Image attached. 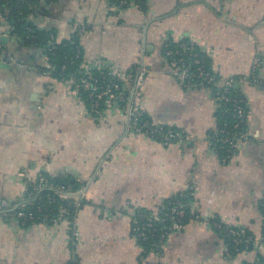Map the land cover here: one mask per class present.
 I'll return each instance as SVG.
<instances>
[{
  "label": "crops",
  "instance_id": "crops-1",
  "mask_svg": "<svg viewBox=\"0 0 264 264\" xmlns=\"http://www.w3.org/2000/svg\"><path fill=\"white\" fill-rule=\"evenodd\" d=\"M34 20L57 43L75 35L83 63L123 74L147 69L142 110L155 126L190 138L164 144L132 130L123 108L94 117L70 81L53 78L41 50L13 37L0 51V264H253L264 246L232 252L215 227L259 238L264 226V93L237 85L244 136L227 158L210 142L219 102L211 89L182 86L163 48L191 42L220 80L264 82V0H108L40 3ZM256 67L253 70L254 62ZM65 178L83 194L52 224H21L14 208L41 176ZM184 195L192 216L158 252H144L133 224ZM194 217V218H193Z\"/></svg>",
  "mask_w": 264,
  "mask_h": 264
},
{
  "label": "built area",
  "instance_id": "built-area-1",
  "mask_svg": "<svg viewBox=\"0 0 264 264\" xmlns=\"http://www.w3.org/2000/svg\"><path fill=\"white\" fill-rule=\"evenodd\" d=\"M117 1L119 6H128L132 2L128 0ZM41 2L43 3V1ZM12 30L13 26L8 23L7 16L0 10V51L2 37L10 36L15 40H19L12 35ZM27 32H30L29 29H27ZM30 37L34 38V36ZM163 56L171 76L178 80L182 86L203 85L209 89L215 83H219L220 87L222 86L220 91L217 90L213 93L220 105L225 104V111H230L233 117L237 119L232 128H238L240 123L244 121L246 111L244 100L231 95V88L250 79L254 84L258 83L259 88L264 93V82L258 81L254 77L218 79L210 69L206 68L204 58L187 42H178V49L174 50L166 46ZM255 63L256 61L254 62L253 70L256 67ZM48 68H50V65L46 62L45 69ZM95 72L98 74H95ZM146 73L147 69L144 65L137 66L133 69L132 74L128 75L121 73L113 67H107L103 63H96L92 67L85 65L82 59L79 64V75L77 77L73 76L69 81L76 94L81 96V93H83L88 111L97 119L106 116L108 110L112 107L123 108L127 113L132 130L135 132H142L164 144L188 140L190 137L181 131L155 126L142 118V84ZM220 132H224L223 142L229 144V150L223 155L227 158L235 150L237 140L243 138L244 134L236 133L235 131L225 132L224 130ZM70 188V186L64 184H53L41 175L31 184L23 200L14 208L12 216L25 225L59 222L65 215V211L60 210L59 213L54 215L52 208L48 207L55 198L66 201L74 209L78 208L83 200V194L79 190L73 191ZM44 190L52 191L54 195V197L46 196L45 205L42 204L41 195V192ZM188 214L187 217L185 204L182 201L172 200L167 203L165 211L158 214H148L143 211L138 212L133 224V231L138 240H146L158 236L155 247L160 248L164 239L170 233L185 229L188 220L192 217L190 213ZM158 224H164V227L160 233L156 234L158 230L156 226ZM214 225L216 228H222L221 224L215 223ZM224 230L231 237L235 251L240 244H244L246 247L250 243L264 246V226L263 233L259 238H253L250 235L246 236L241 230H235L231 227H226ZM157 248L156 251L153 250L152 252H158ZM253 264H260L258 256L255 258Z\"/></svg>",
  "mask_w": 264,
  "mask_h": 264
},
{
  "label": "trees",
  "instance_id": "trees-1",
  "mask_svg": "<svg viewBox=\"0 0 264 264\" xmlns=\"http://www.w3.org/2000/svg\"><path fill=\"white\" fill-rule=\"evenodd\" d=\"M41 1L45 3H50L56 0H0V10L7 16L8 23L13 26L12 35L17 37L23 44L27 46L36 47L39 50H41L43 56L46 57V62L50 65V68L47 69L49 74L59 80V81H69L71 78L77 77L78 71H79V64L82 60V51L79 47L77 37L75 35H72L70 38L63 40L59 43H56L55 40V32L53 29L50 28H40L38 27L36 21L33 19L35 16L36 10L39 8ZM49 1V2H48ZM111 4H114L118 6L117 0H108ZM132 1L131 3L139 4L141 5L143 3V0H128ZM130 3V4H131ZM129 4V5H130ZM128 5V6H129ZM126 7V6H121ZM27 29H29L30 32H27ZM34 36V38H31L30 36ZM18 40V41H19ZM184 42H187L191 45L193 49H195L196 52L199 53L201 57L205 60V66L207 69L209 68L208 64V58L200 53L195 46L187 41L182 40ZM54 43V44H53ZM168 47L169 49H178V43H166L164 45L163 51L165 50V47ZM50 49V50H49ZM133 72V71H132ZM132 72H130L132 74ZM129 73V74H130ZM95 74H98L95 72ZM222 86H219V83H215L212 86H210V89L212 92H215L217 90H221ZM230 94L237 96L239 98H242L244 100V107L246 111V104L244 97L240 94V91L237 86H234L230 90ZM81 96L83 99H85L83 93H81ZM86 102V101H85ZM87 104V103H86ZM217 133L214 136H211L210 142L214 144V147L219 151V153L226 154V152L229 150V144L227 142H223V135L224 132H220L221 130L225 132L235 131L236 133H244V125L243 122L240 123L238 128H232L234 123L237 119H235L232 115V113L229 111H225V104H221L219 106L218 112H217ZM143 119H146V116L143 114ZM45 178L49 180V182L53 184H64L67 186H70L71 190L75 191L77 189V186L65 179H51L50 177H47L45 175H42ZM42 195V204H46V196H52L53 192L49 190H44L41 192ZM172 200H180L185 204V211L189 213L188 208V199L184 195L176 196L167 202H165L164 207L162 208V211H165V208L167 207V203ZM48 207L52 208V213L56 215L60 212V210L68 209V216L72 214L73 208H71L66 201L55 198V200L48 205ZM146 213H150L148 211H143ZM187 217H185L186 220ZM137 218V217H136ZM164 224H158L156 228L158 229L156 231V234L163 229ZM226 228L222 226V228H218V231L222 232L221 234L225 237L227 241V245L230 248L232 252H234L233 243L231 242V237L227 235V232L224 230ZM235 230H239L237 228H234ZM240 231V230H239ZM246 236H248V233H244ZM158 237V236H157ZM157 237H151L146 240H139V243L143 246L144 252H151L156 251L155 242L157 241ZM252 243H250L247 247L244 246V244H240L236 251H239L244 248H251ZM158 250L160 248H157ZM259 262L260 264H264V254H258Z\"/></svg>",
  "mask_w": 264,
  "mask_h": 264
},
{
  "label": "water",
  "instance_id": "water-1",
  "mask_svg": "<svg viewBox=\"0 0 264 264\" xmlns=\"http://www.w3.org/2000/svg\"><path fill=\"white\" fill-rule=\"evenodd\" d=\"M6 40H7L6 37H2V38H1V42H5Z\"/></svg>",
  "mask_w": 264,
  "mask_h": 264
}]
</instances>
